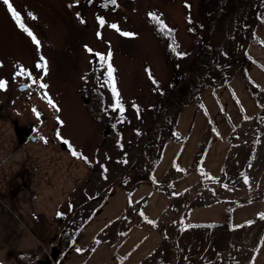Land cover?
<instances>
[{"label": "rangeland", "instance_id": "obj_1", "mask_svg": "<svg viewBox=\"0 0 264 264\" xmlns=\"http://www.w3.org/2000/svg\"><path fill=\"white\" fill-rule=\"evenodd\" d=\"M86 1L9 0L20 23L39 41L37 45L0 0V82L6 84L0 88V251L6 262H13L16 256L12 255L32 247L28 232L20 238L25 225L41 240L40 255L51 260L57 225L66 226L84 216L82 210L89 213L108 189L120 186L124 178L131 182L156 156L157 151L144 149L143 138L149 128L150 106L160 100L153 79L164 88L171 75L175 82L179 77L165 61L150 14L164 26L175 28V37L185 48L193 44L187 11L195 20L201 19L199 0H117V5L106 11L95 7L99 0L91 6ZM261 14L264 16V6ZM98 17L105 21L103 26ZM213 40L216 42L218 35ZM99 55L111 57L108 63L114 69L115 87L124 108L127 126L121 150L103 136L85 105L95 80H104L101 87L114 104L112 91H107V84L112 88L107 65L99 61ZM44 61L46 75L38 67ZM22 84L27 89L19 91ZM258 95L262 117L235 131L226 173L220 180L210 181L217 183L213 188L226 202L252 201L264 194V89ZM17 129L30 130V135L40 139L32 142L27 138L20 143ZM68 208L71 212L65 219L58 217ZM172 210L156 226L162 242L142 264L252 262L260 244L253 232L231 237L225 231L211 230L192 240L186 225L172 220L177 215ZM9 216L12 227L5 230L3 224Z\"/></svg>", "mask_w": 264, "mask_h": 264}, {"label": "crops", "instance_id": "obj_2", "mask_svg": "<svg viewBox=\"0 0 264 264\" xmlns=\"http://www.w3.org/2000/svg\"><path fill=\"white\" fill-rule=\"evenodd\" d=\"M255 35L264 44V25L257 26ZM247 55L248 78L263 90L264 47L250 43ZM200 103L201 108L192 103L180 114L176 132L181 139L164 146L153 171L156 185L143 184L130 192L112 186L55 264H142L162 242L156 226L172 208L177 214L172 220L186 226L222 224L228 207L234 228L264 214V197L226 202L218 198V190L213 188L217 183L210 182L220 180L226 173L232 136L261 111L259 99L245 80L236 76L214 90H204ZM7 220L4 229L11 230V217ZM24 227L20 228V238L28 232L26 237L31 239L32 247L11 258H37L41 254V240L28 225ZM1 259H6L3 251ZM251 264H264V235Z\"/></svg>", "mask_w": 264, "mask_h": 264}, {"label": "trees", "instance_id": "obj_3", "mask_svg": "<svg viewBox=\"0 0 264 264\" xmlns=\"http://www.w3.org/2000/svg\"><path fill=\"white\" fill-rule=\"evenodd\" d=\"M263 6L264 0H199L197 8L201 19L195 20L189 11L186 13L188 33L193 38V44L189 48L180 45L175 37V28L164 26L160 20L159 23L155 21L152 28L160 43L161 52L170 66L171 72L174 75L177 74L179 78L175 82L171 75L164 88H160L159 82L155 78L153 79L160 91V100L150 106L149 128L144 131L143 138L145 140L144 149L157 151L156 156L150 159L149 164L145 165L142 171L132 177L131 182H129L130 179L124 178L120 183L121 188L130 192L141 184L156 185L153 171L164 146L171 140L181 139L176 132V122L180 114L192 103H197L201 108L200 94L204 90H214L228 83L233 77L241 76L250 84L252 93L259 99L260 89L248 79L246 65L249 62L247 45L255 43L264 47V44L255 35L257 26L264 23V16L261 14ZM216 32H218V40L215 42L213 38L217 36ZM101 78H103V74ZM102 81L104 82V80ZM102 81L95 80L94 91L87 96L85 105L91 118L100 124L103 136L121 150V141L124 139L127 126L126 118L119 111L112 110L113 104L111 99L107 98L106 90L101 87ZM107 87V91L110 92L111 84H107ZM262 108L253 120L262 117ZM26 132L30 133V130H26ZM129 184H132L131 188ZM100 202L92 207L89 213L82 210L85 215L76 217L74 222L66 226L57 225L59 232L54 241L51 260L46 259L43 255L37 258L18 255L12 264H55L68 250L75 235ZM70 210L68 208L66 213H60L58 217L65 219L71 212ZM230 210L228 207L226 221L222 224L186 226V230L190 232L189 238L193 240L211 230L225 231L231 237L236 233L245 232L247 235H251L253 232V235L258 238L259 244L264 235V214L234 228L230 224ZM54 217L56 218V215Z\"/></svg>", "mask_w": 264, "mask_h": 264}, {"label": "snow or ice", "instance_id": "obj_4", "mask_svg": "<svg viewBox=\"0 0 264 264\" xmlns=\"http://www.w3.org/2000/svg\"><path fill=\"white\" fill-rule=\"evenodd\" d=\"M111 3H114L115 0H110ZM3 3L5 5L8 6V10L9 12L11 13V16L14 20H16L19 24V26L21 27L22 30H24L25 32H27V34L32 37L33 41L39 45V41L36 40L35 36L32 34L31 31H29L27 28L24 27L23 23H20V15L19 13L13 8V6L9 3V0H3ZM152 19L154 21H157L159 23V20H158V17H156L154 14H150ZM33 19H35V17H33ZM98 21H99V24L101 26H103L105 24V21L103 20V18H99L98 17ZM112 28L116 29L117 31H120L118 26L117 25H111ZM164 27V26H162ZM168 31H171L170 29H168ZM121 35H124V36H128L130 35L129 33H124V32H121L120 33ZM91 51V50H89ZM98 55V54H97ZM111 59L110 55L108 57H105V56H102V55H99V61H101L102 63L106 64L107 65V75H108V82H111L112 83V88H111V91L113 93V98H114V104L112 106V110L113 111H119L121 114L123 113L124 111V108L120 102V94L119 92L117 91L116 87H115V82H114V78H113V72H114V69L112 68L111 64L108 63V61ZM41 60H43V57H41ZM38 67L42 68L43 71H44V74L46 75L47 74V62L44 61L43 64L41 65H38ZM21 72H23V69H21ZM18 75L21 74L20 72L17 73ZM33 83H37V81L33 80ZM6 86L5 82H0V88H4ZM41 88H46L47 85H44V84H40L39 85ZM45 96H47V94L45 93ZM48 103L49 104H52V101L51 99L49 98L48 99ZM53 107H55V105H53ZM59 109H57L58 111ZM65 143H67L65 141ZM74 156H78V154L73 151L72 153ZM82 158V157H81ZM86 159V158H85Z\"/></svg>", "mask_w": 264, "mask_h": 264}, {"label": "water", "instance_id": "obj_5", "mask_svg": "<svg viewBox=\"0 0 264 264\" xmlns=\"http://www.w3.org/2000/svg\"><path fill=\"white\" fill-rule=\"evenodd\" d=\"M93 3H94V0L86 1L87 6H91ZM95 5L97 8H100L101 10H106L108 8L111 9L117 5V0H115L114 3H111L110 0H100V2L96 3ZM26 89H27V86L25 84L18 86L19 91H24ZM16 135L20 143H23L27 138H29L32 142H35L36 140L40 139L39 136L30 135L28 132L21 130V129H17Z\"/></svg>", "mask_w": 264, "mask_h": 264}, {"label": "flooded vegetation", "instance_id": "obj_6", "mask_svg": "<svg viewBox=\"0 0 264 264\" xmlns=\"http://www.w3.org/2000/svg\"><path fill=\"white\" fill-rule=\"evenodd\" d=\"M100 1V0H99ZM94 3H95V0H94ZM96 4V3H95ZM95 7H96V5H95ZM98 9V8H97ZM99 10H101L100 8H99ZM107 10V9H106ZM106 10H102V11H106Z\"/></svg>", "mask_w": 264, "mask_h": 264}]
</instances>
